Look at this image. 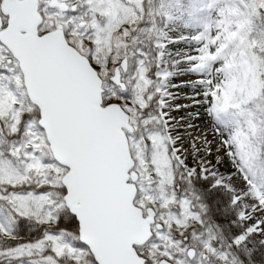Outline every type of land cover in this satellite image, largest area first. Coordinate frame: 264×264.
Masks as SVG:
<instances>
[{
    "label": "snow or ice",
    "instance_id": "obj_1",
    "mask_svg": "<svg viewBox=\"0 0 264 264\" xmlns=\"http://www.w3.org/2000/svg\"><path fill=\"white\" fill-rule=\"evenodd\" d=\"M0 264H264V0H0Z\"/></svg>",
    "mask_w": 264,
    "mask_h": 264
}]
</instances>
